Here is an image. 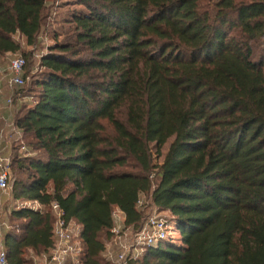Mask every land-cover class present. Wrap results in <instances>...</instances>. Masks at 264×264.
Instances as JSON below:
<instances>
[{
  "label": "trees",
  "instance_id": "trees-1",
  "mask_svg": "<svg viewBox=\"0 0 264 264\" xmlns=\"http://www.w3.org/2000/svg\"><path fill=\"white\" fill-rule=\"evenodd\" d=\"M19 53L10 194L44 208L7 212L9 264L51 255L55 202L80 228L67 264H109L115 208L180 235L129 264H264V0H0V57Z\"/></svg>",
  "mask_w": 264,
  "mask_h": 264
},
{
  "label": "built area",
  "instance_id": "built-area-1",
  "mask_svg": "<svg viewBox=\"0 0 264 264\" xmlns=\"http://www.w3.org/2000/svg\"><path fill=\"white\" fill-rule=\"evenodd\" d=\"M26 63V59L22 55H17L10 61L8 71L11 75V88L22 87L24 85V71L26 68ZM1 75L2 70L0 69V76ZM7 104L12 106L13 99L9 98ZM8 131L17 133L16 126L14 124L5 122L0 130V139L5 138ZM18 140L20 142V151H27V145L23 141V138L20 134ZM11 165L12 157L0 154V190L2 191L7 192L10 190V180L12 173ZM33 203L35 205L26 203L20 207L42 209L41 204L38 202ZM141 203L142 202H140V204ZM51 207L56 213V221L54 226L56 243L52 249L51 255L37 264H67L69 259H72L74 263H78V254L81 249L76 237L79 236V226L73 221H66L64 217V211L59 207L58 203H53ZM122 227L123 226L118 223L113 229V232L120 236L119 252L114 256L113 264H129L130 259H136L139 257L149 246L159 243H175L178 239L176 240L173 237V228L176 229L177 236L179 237L176 224L170 225L157 210H154L142 228L135 234H132L130 239H122L121 234L124 233L122 231L124 228ZM0 264H9L7 252L3 242L0 243Z\"/></svg>",
  "mask_w": 264,
  "mask_h": 264
},
{
  "label": "rangeland",
  "instance_id": "rangeland-1",
  "mask_svg": "<svg viewBox=\"0 0 264 264\" xmlns=\"http://www.w3.org/2000/svg\"><path fill=\"white\" fill-rule=\"evenodd\" d=\"M53 1L54 0H49V2L51 4H52ZM69 1H71V0H66L67 3ZM64 4H66V3H64ZM64 4L62 6L60 4L59 8H56V12L58 13V16L55 19L53 25H51V27L48 30L50 37H52L53 31H58L59 34H61L62 31L65 30V28H67V26L62 21L64 20L65 16L67 15L68 10H73V8H75V5H73V3H70V5H66L65 6ZM50 42L51 41L47 37H43L42 38V41L39 44L38 48L35 51H33L36 60H38V56L39 55H41L42 53H44L46 51L47 44L50 43ZM24 50H25V52L28 53L31 50H34V47H30V46H27L25 44L24 45ZM17 55H23V54L22 53L9 54V55L0 57V69L2 70V75L0 76V85L2 84V85L5 86V90H7V93H9L8 97L12 98L13 100L18 95L19 90H20L21 87H12L11 88V86H10L11 75H10V72L8 71V66L10 64V61L14 57H16ZM26 71L27 70L25 68V72ZM26 100H29V98H27ZM17 133H18V136H19L20 131H17ZM167 148H168V145H166L164 147V150H163L164 153L167 151ZM154 154H155V150H154ZM154 159H155V162L159 163V162H161L162 157H159L158 155L155 154L154 155ZM144 200L147 201L148 199H144ZM142 202H144V201H142ZM12 205H13V207H15L17 204L13 203ZM11 208H12V206H11ZM164 215L165 214H161V216H164ZM114 216H115L116 219L118 218L119 222H121V220H119L120 219L119 218L120 214L118 212V209H116V208L114 209ZM122 231L124 232V233L121 234L122 239H124V238L125 239H130L131 238L132 233H131L130 229L125 228V229H122ZM175 233H176V229L173 228V237H174V239H176V240L178 239L179 240V237L177 236V233H176V235H175ZM119 238H120V236H118L117 233H114L112 239L110 240V242L107 243V248H106V251H105L103 256H104L105 260L107 262H109V264H113L114 263V256L119 252ZM2 239H3V237L1 238V240ZM76 240L79 242L78 236L76 237ZM178 240L176 242H178ZM38 262H41V260L36 259V263H38Z\"/></svg>",
  "mask_w": 264,
  "mask_h": 264
},
{
  "label": "crops",
  "instance_id": "crops-1",
  "mask_svg": "<svg viewBox=\"0 0 264 264\" xmlns=\"http://www.w3.org/2000/svg\"><path fill=\"white\" fill-rule=\"evenodd\" d=\"M8 94L9 93H7V90H5V86L1 84L0 85V130H1V127H3L5 122H8V123L15 125V123H14V108H13V106L7 104V101L9 98ZM16 130L20 131V135L23 138L22 131L20 129H18L17 127H16ZM18 139H19L18 133L8 131L5 138L0 139V154L10 157L12 155L13 146L17 145V142H19ZM23 141L25 142L24 138H23ZM13 203H16L17 205L15 207H13V205H12ZM26 203L35 205L32 201L13 200L11 197V194H10V190L7 192L0 190V212H2L1 213V220H0V243L3 242V239L1 240V238L3 237V230H2L3 227L2 226L7 224V212L9 213L14 209L21 208L20 206H22ZM11 206H12V208H11ZM42 208H44V207H42ZM118 212L120 214L119 220H121V222H119L118 219H116L117 220L116 224L119 223V224L123 225V222L125 219V214L123 212H121L120 210H118ZM179 237H180V235H179ZM79 245L81 246L80 241H79Z\"/></svg>",
  "mask_w": 264,
  "mask_h": 264
}]
</instances>
